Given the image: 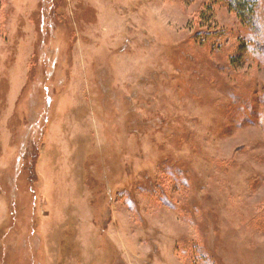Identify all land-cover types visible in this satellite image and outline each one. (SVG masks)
<instances>
[{
	"label": "rangeland",
	"instance_id": "374dc122",
	"mask_svg": "<svg viewBox=\"0 0 264 264\" xmlns=\"http://www.w3.org/2000/svg\"><path fill=\"white\" fill-rule=\"evenodd\" d=\"M252 1L0 0V264H264Z\"/></svg>",
	"mask_w": 264,
	"mask_h": 264
},
{
	"label": "trees",
	"instance_id": "16d2710c",
	"mask_svg": "<svg viewBox=\"0 0 264 264\" xmlns=\"http://www.w3.org/2000/svg\"><path fill=\"white\" fill-rule=\"evenodd\" d=\"M227 7L235 13V15L242 22H250L253 19L255 10L254 2L252 0H221ZM255 17V16H254ZM254 26V25H253ZM252 26V27H253ZM254 29V27H253ZM251 29L252 34L256 35L255 32Z\"/></svg>",
	"mask_w": 264,
	"mask_h": 264
}]
</instances>
